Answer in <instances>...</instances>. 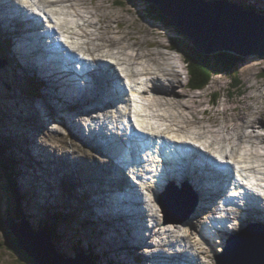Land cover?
Returning a JSON list of instances; mask_svg holds the SVG:
<instances>
[{
  "label": "rangeland",
  "instance_id": "obj_1",
  "mask_svg": "<svg viewBox=\"0 0 264 264\" xmlns=\"http://www.w3.org/2000/svg\"><path fill=\"white\" fill-rule=\"evenodd\" d=\"M77 1L79 2L80 6L88 7L92 14V17H90V15L86 13V17H85V19L92 21L94 23L92 26L89 27V31L92 33V35L98 34L99 32L103 31L102 36L104 39L108 38L118 44L122 43L123 45L130 44L133 42V44L124 47L125 49L126 48L129 49L127 52L133 53L134 48L141 46L143 47V51L140 48V50L138 51L139 53L148 55L152 58L158 55L157 56L158 58L156 57L157 59H155L154 62L163 68H166L165 65H167L168 68L167 70H169L172 73L173 77L177 75L174 72L172 65L168 61L161 60L164 52L167 49L171 48L170 42H168L165 32L162 29H160L161 27H163L162 24L158 22L156 23L151 22V20L147 18V15L144 16L145 18L144 19L142 17L143 12L140 13V15L138 16L136 13V9H134L131 6V3L126 0H76V2L74 3L78 5ZM233 1L250 2V0H233ZM102 3L105 4V6H103V8L100 9L97 5L102 6L103 5ZM82 11L84 12V8H82ZM96 18L101 19V22H103V29L100 28L101 24L100 25L97 24ZM143 19L146 22H148L149 25L144 23ZM117 24H121L118 30H117ZM64 29L71 31L68 26L65 27ZM153 30L159 32V34H153ZM135 32L136 34L133 35ZM107 33L113 36H109L107 35ZM76 37L74 38V42L72 43V45L75 46V48H77L80 52L87 53L88 55L91 56H95L97 54L102 53V49L96 48L95 46L88 43L83 38L76 39ZM130 37L132 38L135 37V39L133 41H127V39ZM243 63L246 64L241 66L236 73L231 75V77L224 75L215 76L219 80L218 83L216 85H210L205 90H202L201 95L199 92H196L198 90H189V89L187 90L185 87L184 78L182 79L180 78L181 83L179 84L178 88L180 89L181 92H178V95L182 97L183 100L179 99V102L183 104L185 103L184 105L186 107L185 109L186 114L192 116V119L196 123L199 122L202 123L203 121L214 130L217 129L220 131V133L222 132V135L224 136L226 135L225 129L228 126H232V127L234 126L233 128L237 129L240 124L239 129L243 127L245 128L246 124L244 125V121L239 122V119L244 117L248 112L250 114L254 110V112L258 111V113H254L253 119H257L256 123L258 125H262L263 126L262 128H264V87H262V84L264 83V78H258L259 72L264 71V58L262 57L261 59H259V58L248 57L247 59L244 60ZM239 66L238 64L235 65V67H239ZM239 75L243 77L244 82L243 81L241 82L240 80L241 78L239 77ZM2 77L4 80L6 79V76L3 75ZM237 78L239 81H236ZM257 78L258 80H256ZM233 83L235 84V87H233ZM214 90H220V92L223 93L224 96L229 93L230 96L228 97L225 96L223 102L219 103V105L216 106V109L214 110L216 112H211L208 115L201 114L202 108L206 107V105L203 107V105H200L199 103V107H197L193 105V100L195 102L200 100L202 103H204L205 100L208 98L209 94ZM187 92L192 95H189ZM236 94H241V95L240 97H237ZM4 97L6 96L4 95ZM197 97L199 99H197ZM242 97H246V99L248 100L249 103L248 108L240 107L242 106L241 105ZM261 98L263 99V102L261 101ZM5 103L7 105V98ZM39 107H41V109H44V106L42 104H40ZM239 107L240 109H238ZM177 111L180 113L179 109H177ZM205 112H207V110ZM171 117L173 118L174 115H172ZM232 119L234 120L231 122ZM193 120H190L189 122ZM23 121L25 122V120ZM204 123H202V125L206 126ZM66 126L67 124L61 121L53 122V126L49 127L50 129L48 130L44 129L43 133L41 132L37 137V139H33L28 134V131H30L33 127H26L25 125L19 126V130L16 134V137L12 136L10 133L5 135L6 144L8 145V151L10 153V157H14L16 159V161L18 162V166L22 169L24 174L23 177L20 178L21 184L23 185V187L28 189L36 188V190L39 193L38 199L40 201V208L37 211H33V208H30L32 214L33 212L35 213L45 212L44 210L45 207L52 204L53 207H55V210H59L61 213H63L66 209L72 208L75 204H77L75 198L71 199L67 197L66 192L60 188V183L58 180L59 177L65 180L66 184H68V188H70L71 185L74 191L76 192H80L81 190L83 191L86 190V185L84 181L79 182L78 186H76V184L74 183L72 173L76 169L73 168L70 164L64 166L61 165V167H59L58 162H55L53 161V159H50L48 162H44L43 164L45 166H48V168H50V172H47L42 167H37L34 170L31 169V165H32L31 158L36 159L39 158L37 156L38 154H43L42 150H40L36 146V142L37 140L41 141V139L44 137L45 132L50 133V137L53 139V133H55L54 131L58 130L59 134H57V136L63 135L65 141H67L68 144L70 145V142H72L73 139L67 133V130L65 129ZM26 148L31 149V154H32L31 158L25 152ZM50 151H53V149H51ZM11 153L13 154V156L11 155ZM58 153L60 154L61 152ZM17 154H19V156H17ZM62 162L63 160H61V163ZM52 168L55 169L58 173L56 174L55 172H53L52 174L51 173ZM35 178H39L40 185L36 183ZM145 199L148 200H146L147 202L143 206L147 211V213L150 215L147 217L145 223L152 225L154 221H156L158 225L149 231L142 232V230H140L138 233L139 236H136L139 237L136 242L133 240V237L131 236L132 235L131 233H133L134 235V231H135L134 229H136L134 225L131 226V230H132L131 232H126V231L122 232L121 230H119L118 227V224L123 226L122 222H118V224H116L112 220H106V218H102L103 220H105L106 223H109L110 226H104V225L101 226L100 228L104 229L105 231L104 236L97 237L98 231H100L99 228L97 227L96 231L94 232H91L95 228L94 226L92 227L89 226L90 228H86L82 226V228H80L78 217L76 219L77 221L70 223L69 226L61 222L60 226L62 230H66V228L75 229V231H65L62 242L67 243V241L70 240L71 242L75 243V241L79 240L80 237L85 242L91 240L90 243L93 245V247L91 245L92 252L97 251L96 250L97 243H100L99 249L103 252L108 251L110 254H113L117 249L122 250L123 251L122 259L119 260L117 257H115L119 262H123L127 264H143L145 261L144 257L152 252L171 251L169 247L165 245L166 241H168L167 239H169V242L177 241L180 236L188 234L192 225L196 224L198 221H204L203 219L193 218L190 222L184 224L178 223L175 226V228L172 230V232L168 233L165 230L166 229L165 223L172 222L173 219H165L164 215L162 217L161 213L158 210L157 204L155 202H152L149 198H145ZM68 205L70 207H68ZM84 208H85L84 211H86V213L93 212V214H95L97 211L94 205L85 206ZM77 211L80 212V220L82 221L84 220L86 222L87 220L82 215L83 210L81 209L80 205H78ZM188 214L189 213H187L186 215ZM37 216L38 215H36L35 217ZM160 219H163L162 223ZM239 234H241V236H238L237 238L242 237V240H240V243L237 244V246H239L238 249L243 250L245 248L246 250L250 251L247 245L246 235L240 232ZM124 236H127L128 239H130L128 243L125 242ZM144 237L145 240L143 241L140 240L141 238ZM1 239L2 237L0 236V242L2 241ZM139 240L142 242L138 243ZM253 241L249 245L252 254H254L255 252L257 253L259 252V250L257 249V244H255V246L253 245V243L256 242ZM203 246L206 247L205 250L208 247L206 244H203ZM4 247H5L4 245L2 244L0 245V264H25L22 261H20L13 252H10L11 250L7 248L5 249ZM208 249L210 250V252L208 253L210 256L206 255L204 258L212 263L213 261H215V259L217 260V257H215L216 255L215 247H213V249L211 248ZM217 252L220 253V251ZM76 256L77 255H75V257ZM154 256L156 257V253ZM257 260L259 264L264 263L263 257H258Z\"/></svg>",
  "mask_w": 264,
  "mask_h": 264
},
{
  "label": "water",
  "instance_id": "obj_2",
  "mask_svg": "<svg viewBox=\"0 0 264 264\" xmlns=\"http://www.w3.org/2000/svg\"><path fill=\"white\" fill-rule=\"evenodd\" d=\"M127 1L144 8L156 7L169 25L180 33L174 35L171 41L176 43V40H183L188 47L189 40L186 38H189L191 45L203 54L217 50L230 51L243 57L264 54L262 25L255 16L239 13L226 3L204 0ZM0 236V245L11 250L25 264H89L82 257L63 262L57 257L48 237L26 231L19 223L8 226L0 220ZM238 248L236 242L228 240L225 249L217 257L218 264H238L244 261L246 252Z\"/></svg>",
  "mask_w": 264,
  "mask_h": 264
},
{
  "label": "bare ground",
  "instance_id": "obj_3",
  "mask_svg": "<svg viewBox=\"0 0 264 264\" xmlns=\"http://www.w3.org/2000/svg\"><path fill=\"white\" fill-rule=\"evenodd\" d=\"M68 2H70V0H52V1H49V0H41V3H43V4L44 3L54 4V5H59L61 8H64V10H59V11L56 12V16L58 18H61V19H63L66 14L71 13V10L70 9H72L77 14L79 13L78 12V8H77V4H75L74 2L73 3L72 2L71 3H68ZM8 5H11V3H9ZM65 9H67V12H66ZM28 14H29V12L26 11V15L24 16V23L22 24V27L25 26L26 28H30V25H29V22H28V18H29L28 17ZM10 27L11 26H9V29H10ZM123 38H125V37H123ZM98 39L100 41H102L103 46H111L112 47L114 45H118V43L112 41L111 39H108V38L104 39L102 35H100L98 37ZM13 41H14V43L16 42L15 40H13ZM54 44H56V43H54ZM122 49H123V51H122V53H121L120 56L111 55L110 57L113 58V59H116V62L118 64H120L121 62L122 63H135L131 67L132 75H135V73H139V70H140L141 73H152V74H155V75H167V76L173 77L172 73L169 70H167L168 69L167 68V65L164 64L166 66V68H163V67H160L158 64H156L154 62L155 59L158 58L157 57L158 56L157 54H156L157 55L156 56L157 58L155 56L152 58V57H150L148 55L141 54V53L138 52L140 50V47L139 46L137 48H134L133 53H129V52L125 51V48L124 47ZM53 50H55L60 55V58L62 59V62L65 63L66 61H64V59H66L69 62H71L72 64L76 65V62L75 61H73L72 59H70L69 57H67V55H64L65 53H60V52H63L62 51L63 49L61 47L53 46ZM15 51H16V54H17L15 56V61L18 64L17 67L20 70H22V68L24 70H26V71L27 70H34V67H35L38 70L39 76L41 78L46 79L48 82H50L52 84V86L54 85L55 87H59L58 81L57 80H53V76L51 74V72L55 71V69L52 68L50 65H47L45 63L40 62V58H39V55H38V52H37L36 49H33L31 52H29L27 54L24 51H21V48L20 47H17V44L15 43ZM143 57H145V58L144 59H139V58H143ZM104 59L105 58H103V62L106 63L107 65L111 66V62H109V61L107 62ZM71 63H67L66 62L67 66L72 67V64ZM93 66H94V72L96 73V76L99 79L103 80V77H102L100 71L98 70V68L96 67V64L95 63H93ZM105 67H108V66H105ZM105 67H104V71H107L108 72V77H109L108 79L112 80L113 79L112 73H109V69H106ZM128 67H130V66H128ZM2 76H3V72H2V70H0V81L3 80V77ZM262 77L264 78V76H262ZM110 80H109V82H110ZM89 86H93V83H89ZM89 86L84 85L83 89H81V90L79 89V92L73 98L66 99L63 102V104L66 103V102L67 103H72V104H73V102L74 103L77 102V96H79L78 95L79 93H80L81 98L84 100V102L86 104L87 103L95 104L96 103L95 102V99H96L95 98V95L94 96H91L90 91H88V89H92L93 87L89 88ZM61 87H62L61 88V92H62V90L65 91L66 89H68V92L70 94H73L74 93V90H73V87H72L71 84H68V85L67 84H63V85H61ZM50 92H52V91H49V93H48L49 96L51 95ZM163 94H164V96L163 97H160L158 95L149 94L148 93L147 97L150 98L151 105L154 106L155 108L156 107H161L163 105L162 99L165 100V106L166 107L161 108V111H159V114H158L160 120L167 121L168 122V124L167 123H164V122L161 123V126H163V125L165 126L164 128L167 127V129H174L176 131L188 132V131H191V128L192 127H196V128H199V129H204V132L211 133L215 137V139H217V136L222 133V132L220 133V131L217 130V129L216 130H209V129H206L205 130L206 126L202 125L201 122L196 123L192 119V116L186 114V110H185L186 107L184 105L185 103L183 104V103L179 102V99H181V100H183V99H182V97H180L178 95V92L174 88V85L171 84L168 87V89L163 92ZM103 96L106 97L107 100L115 99L118 96V92H117V94H116L115 97H114V95H113L112 92H105V94ZM0 97L1 98H4V94L2 93L1 89H0ZM7 97L8 96L6 95V98ZM98 97H102V95L99 94ZM0 103H1L0 111H2V107H3V110L5 112L6 111L5 109H7L6 103H4V106H3V102H0ZM194 103H196V102L193 100V105H194ZM114 104L117 105L116 103H114ZM168 105H170V106H168ZM102 107H103V105L100 107V110L101 111H102ZM197 107H199V106H197ZM197 107H195V108H197ZM104 108H103V111L105 112L106 109H107L106 105L104 106ZM176 108L179 109L180 113L177 111ZM158 109L160 110V108H158ZM89 114H90V116H92L93 115L92 114V111ZM172 115H174L173 118L171 117ZM248 118H253V112H251L249 114ZM248 118H247V121H244V125L246 124L245 125L246 127L247 126H250L253 123V119H248ZM190 120H193V121H191L193 123L189 122ZM195 120H197V119H195ZM233 120L234 119H232L231 122ZM114 121L118 124V121H117L116 118H114ZM77 124H79V123H77ZM170 126H174V127L171 128ZM69 127H72L73 128V130L75 131V133H76V135H77V137L79 139V135H78L75 127L74 126H69ZM76 127L78 128L77 125H76ZM239 127H240V124H239ZM239 127L237 129L232 128V130L233 131H236V130L239 129ZM183 128H185V129H183ZM78 130H79V128H78ZM244 137H245V141L246 142H249L252 147H254V148L262 147V148H264V146H263L264 145L263 144L264 143V138L260 137L259 135H255V134H245ZM223 140L229 141V142H233L232 138H230V137H223ZM72 144L73 145H76L77 143L72 142ZM44 145H46V144H44ZM58 147H60V146H58ZM46 155H47V153H46ZM252 155H253V161H256V162L264 161V154H260L259 152H254V153H252ZM153 156L156 157V153H154ZM68 160L63 161L61 164L67 162ZM262 167L264 169V165ZM173 171L175 173V169L174 168H173ZM100 174H102V173H100ZM104 175L107 176L108 178H110L106 173ZM104 175L102 174L103 177H104ZM190 176H192V178L194 177L192 173L190 174ZM198 176H199V174H198ZM104 178L106 179V177H104ZM215 178H217V176H215ZM198 180L203 185V187L201 189L202 191L204 190V188H206L205 190L208 192V195H210V196L211 195L212 196L216 195V194H214V193L211 192L213 190L212 187H208L207 185H205V183L202 181L201 178H198ZM103 184H104V186H106V188L107 187H111V186H109V185H107L105 183H103ZM112 184H114V182H112ZM216 184L217 183L215 182L214 185H216ZM94 185H96V181L95 180H94ZM121 189H122V187H121ZM121 189L117 191L118 196H120V194H121ZM252 192L257 193L256 194V197L259 198V199H260V197H263V196H260V194H258V191L255 190V189H253ZM206 196H204V198L199 199L200 200V204H203V202H205L207 200V197ZM209 199H210V197H209ZM100 200H102V199L100 198ZM174 201L178 202L181 206H184V203L181 202L182 200L181 199H178L176 196H174ZM259 204H260V201L258 203L253 204L252 206H258ZM108 205H109V202L106 201L101 206H102V208H106V210H108ZM111 205H114V204H111ZM247 210H250V209H247ZM212 212H213V210H211V209L209 210L207 208V213L209 215H211ZM252 212H256V215L257 214H259V215L264 214V210L257 209L256 207H254L252 209ZM76 213H77V216H78V219H79L81 225H83L84 227H86L87 226V221L85 223H84V220L81 221L80 220V212L79 211H76ZM106 217H108V220H111L112 219L111 216H106ZM116 218H118V217H116ZM258 224H261V223L259 222ZM251 226L253 228H255V229L257 228V224H252ZM208 227H212V226H208ZM125 228H127V227H125ZM125 231L128 232V228H127V230H122V232H125ZM204 231L206 232L205 228H204ZM229 233L230 232H228L226 234H229ZM256 233H257V231L254 232V234H256ZM131 234H132L131 236L133 237V240L136 242L138 240V238H139V237H136L137 236L136 231H134V235H133V233H131ZM193 234L194 233L190 231V234L189 235L185 234L184 236L180 237L179 240L181 242H183L184 244H188L191 247V249L195 250L194 255L197 257V258H195L196 264H208L205 260L202 259V257H200L198 255L197 248H196V243H194V241L197 242V243H201V238L199 236H194ZM250 235H252V232L251 233L249 232L248 234H246L247 237H250ZM143 239L145 240V237L144 238H141L140 240L143 241ZM140 240H139L138 243H141L142 242ZM253 240H252L253 242H256V243H253V245L255 246V244H257V249L259 250V252L258 253L255 252L254 254H252V260L251 261L242 262L241 264H259L257 258L258 257H262L261 248L258 247V240H257V237L256 236H253ZM55 246H57V245L55 244ZM92 247H93V245H92ZM184 249H186V248H184ZM202 254H203V252H202ZM154 255H155V252H152L149 255H146L144 257V259H145L144 264H151L152 263V260L151 259L153 257H155ZM187 260L192 261L190 259H187ZM106 264H111V263L110 262H107ZM188 264H195V263L194 262H189Z\"/></svg>",
  "mask_w": 264,
  "mask_h": 264
},
{
  "label": "trees",
  "instance_id": "obj_4",
  "mask_svg": "<svg viewBox=\"0 0 264 264\" xmlns=\"http://www.w3.org/2000/svg\"><path fill=\"white\" fill-rule=\"evenodd\" d=\"M246 9L253 10L256 13H261L260 11L256 10L255 8L252 7H245ZM158 18L161 17L159 13L155 14ZM151 17V16H149ZM155 17V16H154ZM153 18V17H151ZM167 25V23H165ZM176 47H180L182 51L187 55L188 59H191L192 63V71L191 73L193 74V83L192 86L197 85L199 82V85L207 83L208 78L210 77L212 72H223L226 74L232 73L233 69L235 68V65L238 64V61L242 60L237 56L230 55L228 53H216L213 55H204L196 51L195 49L192 48L189 50V48L184 44L183 40H176ZM234 67V68H233ZM264 75V73H263ZM10 173H8L7 167H4L3 171L1 169L0 171V178L3 180V185L1 186L4 191H5V199L7 202V207L5 208V220L1 219L2 224H7L8 226H11V224L14 222V218L11 217L13 215L15 219H18L17 215L21 213L19 201L17 200L18 198L20 199L19 196H15V186H14V177H13V172L10 169ZM7 179V182L4 181L5 176ZM14 196L16 199L18 205L14 200L11 198V195ZM14 202V206H12ZM47 232H49L52 235V239L54 238L56 241L57 236H55L53 226H49L46 228ZM56 244V242H55ZM58 246V245H57ZM91 262H94V259L91 257Z\"/></svg>",
  "mask_w": 264,
  "mask_h": 264
}]
</instances>
